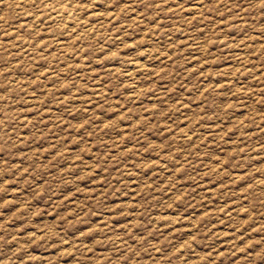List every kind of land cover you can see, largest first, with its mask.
<instances>
[{"label": "rangeland", "instance_id": "1", "mask_svg": "<svg viewBox=\"0 0 264 264\" xmlns=\"http://www.w3.org/2000/svg\"><path fill=\"white\" fill-rule=\"evenodd\" d=\"M0 264H264V0H0Z\"/></svg>", "mask_w": 264, "mask_h": 264}, {"label": "bare ground", "instance_id": "2", "mask_svg": "<svg viewBox=\"0 0 264 264\" xmlns=\"http://www.w3.org/2000/svg\"><path fill=\"white\" fill-rule=\"evenodd\" d=\"M59 13V12H58ZM59 15V14H58ZM133 65V64H132Z\"/></svg>", "mask_w": 264, "mask_h": 264}]
</instances>
